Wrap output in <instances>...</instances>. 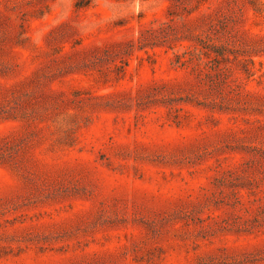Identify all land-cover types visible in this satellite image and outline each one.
<instances>
[{
    "label": "rangeland",
    "instance_id": "obj_1",
    "mask_svg": "<svg viewBox=\"0 0 264 264\" xmlns=\"http://www.w3.org/2000/svg\"><path fill=\"white\" fill-rule=\"evenodd\" d=\"M0 264H264V0H0Z\"/></svg>",
    "mask_w": 264,
    "mask_h": 264
}]
</instances>
